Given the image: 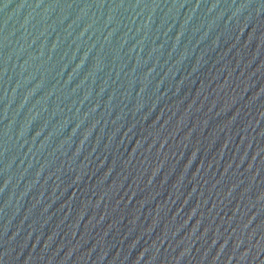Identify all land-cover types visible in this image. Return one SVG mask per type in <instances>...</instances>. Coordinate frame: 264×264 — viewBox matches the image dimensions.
<instances>
[{
  "label": "water",
  "instance_id": "water-1",
  "mask_svg": "<svg viewBox=\"0 0 264 264\" xmlns=\"http://www.w3.org/2000/svg\"><path fill=\"white\" fill-rule=\"evenodd\" d=\"M0 264H264V0H0Z\"/></svg>",
  "mask_w": 264,
  "mask_h": 264
}]
</instances>
